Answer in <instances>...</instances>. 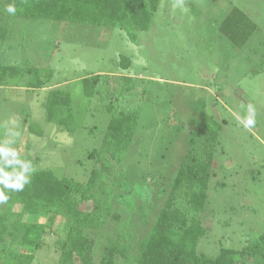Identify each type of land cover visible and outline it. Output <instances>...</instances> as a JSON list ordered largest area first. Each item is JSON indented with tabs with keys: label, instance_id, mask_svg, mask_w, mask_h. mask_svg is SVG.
I'll return each instance as SVG.
<instances>
[{
	"label": "rangeland",
	"instance_id": "rangeland-1",
	"mask_svg": "<svg viewBox=\"0 0 264 264\" xmlns=\"http://www.w3.org/2000/svg\"><path fill=\"white\" fill-rule=\"evenodd\" d=\"M234 6L257 25L241 47L218 30ZM6 24L0 65L32 66L39 72L18 74L8 86H0V144L11 141L8 146L18 153H0L4 171L15 174L30 161L32 172L49 169L57 177L85 182L95 165L87 155L101 145L108 105L139 113L124 159L112 163L108 217L100 228L87 231L94 239L95 262L106 244L120 239L128 246L127 257H118L117 264L134 263L190 138L196 139L194 151L204 159L207 131L198 126L203 115L221 129L200 214L206 233L197 252L215 256L221 247L240 249L264 229V0H159L149 29L138 30L135 41L106 26L19 16ZM121 57L128 58V68L120 64ZM92 74L100 78L97 92L88 97L82 79ZM125 77L132 78L129 92L123 91ZM37 81L41 87L27 86ZM52 87L70 94L71 133L46 118ZM248 104L255 108L256 124L246 129L242 119ZM5 192L9 199L0 203V213L18 211L13 191ZM91 207L90 201L81 204L82 209ZM25 220L47 223L42 247L0 242V257L8 249L34 253L31 264H57L67 217L27 214Z\"/></svg>",
	"mask_w": 264,
	"mask_h": 264
},
{
	"label": "trees",
	"instance_id": "trees-1",
	"mask_svg": "<svg viewBox=\"0 0 264 264\" xmlns=\"http://www.w3.org/2000/svg\"><path fill=\"white\" fill-rule=\"evenodd\" d=\"M158 3L159 0H4L0 1V40L8 34V19L19 16L119 28L135 41L138 30L149 29ZM10 4L15 5V14L6 12ZM256 28V23L235 6L218 23V30L239 47ZM120 64L128 68V58L121 57ZM38 69L0 65V86H8L11 77L39 72ZM99 78L98 74L83 77L86 96L91 97L97 92ZM132 83L131 77H125L123 91H131ZM42 84L37 81L27 86L41 87ZM45 112L48 121L68 133L74 131L71 97L66 90L58 87L48 90ZM107 112L110 116L101 145L87 155L95 163L87 180L79 182L70 177H57L49 169L32 172L24 189L13 191L12 201L18 203L19 210L10 214L0 213V242L42 247L47 223L27 221L25 215L65 216L69 225L59 247L57 264H117L118 257L126 260L128 246L116 239L104 246L99 261L95 262L94 239L87 233L100 228L108 217L114 185L109 179V175L114 173L112 163H120L124 159L139 119L137 110L125 112L111 104ZM198 126L200 130L207 131L204 159L196 155V139L190 138L189 148L171 182L168 196L147 236L140 240L133 264H264V229L240 249L221 247L215 256L196 250L200 237L206 233L200 214L206 206L213 147L221 129V125L207 115L202 116ZM29 128L41 134L40 130ZM86 201L91 202V209L81 208ZM0 259L1 264H31L34 253L7 249Z\"/></svg>",
	"mask_w": 264,
	"mask_h": 264
},
{
	"label": "clouds",
	"instance_id": "clouds-1",
	"mask_svg": "<svg viewBox=\"0 0 264 264\" xmlns=\"http://www.w3.org/2000/svg\"><path fill=\"white\" fill-rule=\"evenodd\" d=\"M6 12L9 14H15L17 11L15 5H8L6 7ZM247 115L243 117L242 124L244 128L254 127L256 124V112L255 108L252 104L246 105ZM11 141H6L4 144H0V153H3L7 156L9 153L12 155H18V153L10 148L8 145ZM7 162V161H6ZM33 171L32 165L30 161L22 164V169L15 174L8 173L0 168V203H6L9 199V196L6 194L5 189L12 191H22L24 189L25 184L30 182V176H26L25 172L31 173Z\"/></svg>",
	"mask_w": 264,
	"mask_h": 264
}]
</instances>
